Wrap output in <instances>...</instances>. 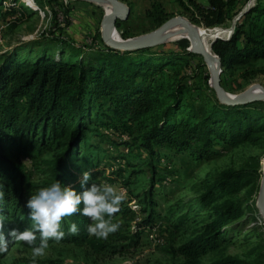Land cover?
Returning <instances> with one entry per match:
<instances>
[{
	"label": "trees",
	"instance_id": "1",
	"mask_svg": "<svg viewBox=\"0 0 264 264\" xmlns=\"http://www.w3.org/2000/svg\"><path fill=\"white\" fill-rule=\"evenodd\" d=\"M4 1L0 0V8ZM34 1L41 8L47 1L51 10L63 5L60 0ZM156 1L152 7L156 6ZM175 1L190 22L212 29L224 26L241 13L249 0ZM9 4L12 5L1 12L7 23L18 13L28 12L19 9L17 0H11ZM68 13L67 7L64 19ZM121 24L116 23V28ZM92 38L101 44L99 49L80 53L71 61L64 59L61 50L65 44L61 41L58 58L38 55L33 61H21L14 53H8L0 62V192H3L0 215L5 217L6 235L12 228L24 231L30 227L24 205L34 191L49 186L55 179L63 184L71 180L78 144L86 147L88 134L94 132L89 125L95 105L104 104L106 109L103 112L105 118L101 120L103 129L99 133L95 130L94 134L119 138L127 154L129 146L142 151L153 176L156 172L153 159L159 156L160 150H166L174 157L187 153L195 162H202L216 153V146L258 145L260 136H264V102L235 107L221 105L209 87L208 71L203 73L202 79L212 96L205 100L199 95H191L188 80L193 76L188 75L189 62L199 56L187 51V41L176 44L179 53L157 52L154 51L156 47L119 52L104 46L99 27ZM211 50L222 65L221 86L224 90L228 77L236 69L264 61V0H254L236 22L231 37L217 39ZM197 65L206 68L202 58ZM252 72L259 71L252 69ZM185 101L188 103L184 104ZM184 105L185 109L182 108ZM136 130L138 137L134 139ZM16 148L29 155L41 150L60 151L47 165V178L34 185L24 181L20 167L11 164L9 152ZM168 159L164 156L159 162L166 161L162 167L166 177L162 180L171 183L173 174ZM259 169L260 166L241 172L226 170L209 179L196 200V207L188 205V214L174 221L176 225L189 220L198 224V218L202 217L201 227L177 250L184 264H200L203 256L228 242L225 227L243 216L244 199L236 200L235 197L241 192L248 196L249 188L257 187L261 178ZM151 180L152 184L159 182ZM142 196L145 205L150 207L148 212L140 205L135 211L122 203L121 211L113 217V220L118 217L124 220L127 227L134 228L133 231L124 235L120 227L108 239H97L87 232L89 218L74 214L64 218L62 228L66 234L61 243L86 249L93 256H126L130 247L138 246L141 231L155 226L152 191ZM16 219H19L17 226L14 224ZM73 222L79 227L76 235L68 233ZM16 243L29 247L21 240L11 239L7 252ZM7 252L0 253V259ZM210 264L264 263L226 256Z\"/></svg>",
	"mask_w": 264,
	"mask_h": 264
},
{
	"label": "rangeland",
	"instance_id": "2",
	"mask_svg": "<svg viewBox=\"0 0 264 264\" xmlns=\"http://www.w3.org/2000/svg\"><path fill=\"white\" fill-rule=\"evenodd\" d=\"M25 1L33 8L36 5L37 10L31 11L26 9L27 13H23L22 15L18 13L11 18L9 23L6 22L7 20L2 19L1 12L11 0H5L0 8V62L8 53H14L21 61H33L38 55L58 58L61 41L65 44L61 50L62 54H64V59L71 61L72 58L85 52L81 48H76L69 43L71 41L69 39V35L71 36V34L69 33H72L71 27L77 18L73 14H70L72 5L77 2H83L92 5L99 13V16L104 15L102 9L104 7L90 1L60 0L63 2V5L59 9L55 8L54 10L50 9L47 1L43 2V8L39 7L35 1V5L31 0ZM199 1L205 3V0ZM253 2L249 0L245 6L253 4ZM156 3V6L152 7V10L146 13L145 16L134 17L132 20L128 19L122 23L117 28L116 33L118 36L126 40L150 33L161 25V21L165 22L173 16H181L189 20L188 15L181 7L176 11L172 8L169 9V6H167V12H164L160 4ZM17 4L20 10L25 9L21 5V0H17ZM67 7L69 8V13L67 14V18L64 19L65 8ZM54 13L57 15L55 16ZM235 18L236 16L224 26L212 29L191 23L198 29L211 31L214 34L230 32L229 36ZM66 22L69 24L67 25ZM81 23H78V28H81ZM94 31L96 29H85L82 41L84 42L88 36L94 34ZM122 32L125 33L124 36ZM185 41L188 42V40H181L180 42L185 43ZM178 42H167L153 48L157 52L164 50L179 53V49L176 47ZM87 46H90L89 43H87ZM86 53L83 54V57H85ZM200 60L201 58L199 57L190 60L188 75L193 76V79L188 80V83L191 85V95L193 97L200 96L206 100L212 95L205 89L202 78L203 73L208 70L207 67L204 69L198 67L197 64ZM252 69H256L259 72H254L253 74ZM254 85L264 88V61H258L252 66L236 69L232 72L231 76L227 79L225 92L234 96ZM187 103L185 101L184 104ZM182 108L185 109V105ZM105 109L106 106L104 104L94 106L89 125L92 131L95 132L96 130L97 133L102 131L103 127L101 124L103 122L101 120L105 118V115H103ZM94 132L88 134L86 147L78 144V153L72 162V177L69 178L71 180L66 185H71L79 190L81 173L83 171H91L92 178L90 183L103 184L107 182L118 188H126L127 197L123 203L131 207V209L134 206L140 205L147 212L150 207L145 205L142 195L151 190L152 199L155 203L153 211L156 213L154 234L162 239L163 244L155 245L151 240L150 232L142 230L138 246L135 248L130 247L128 249L129 254L126 256L103 257L101 255L93 256L86 249L77 248L71 244L49 241V248L46 250V254L36 258L37 264H184L177 250L183 242L192 237L196 229L201 227L202 217L198 218V224L189 220L188 223L178 222V225H176L174 221L188 214V205L196 207V200L203 192L204 184L209 179H213V177L226 170L241 172L255 170L259 166L258 173H261L262 170L264 136H260L258 145L247 144L235 148L216 146L214 148L216 153L210 155L202 162H195L187 153L174 157L166 150H160L158 152L159 156L153 159V165L156 167V172L153 176L151 166H148L149 164H147L146 157L143 156L144 154L141 153L142 151L139 152L140 150L138 151L135 147L129 146V153L127 154L126 150H124L125 146L119 142V138L101 137L95 135ZM133 133L134 139L138 137L137 130ZM59 151V149L41 150L29 155L21 149L16 148L9 153L11 155V164L20 167L24 181L37 185L47 178L49 170L47 165L54 161ZM164 156H167L171 162L173 174L171 183L162 180L166 177L164 171H162V167H164L166 161L160 160L159 162V159ZM118 170L121 171L118 173ZM253 175L255 176V173ZM151 179L154 182L157 180L159 182L152 184ZM249 189L250 193L248 196L246 192H241L235 197L236 200L244 199V205L242 206L243 216L225 227V237L228 239V242L224 243L217 250L203 256L200 264H210L216 259L226 256L264 263V221L258 217V210L256 208L260 181H258L256 188L250 187ZM37 192L34 191L35 194ZM134 209L137 211L138 206ZM113 222L121 224V233L124 235L128 231L134 230L131 226L127 227L124 223L125 221L119 217L115 218ZM14 224L17 226L19 219H16ZM29 226H31L30 220ZM31 260L30 247L16 243L0 259V264H31Z\"/></svg>",
	"mask_w": 264,
	"mask_h": 264
},
{
	"label": "clouds",
	"instance_id": "3",
	"mask_svg": "<svg viewBox=\"0 0 264 264\" xmlns=\"http://www.w3.org/2000/svg\"><path fill=\"white\" fill-rule=\"evenodd\" d=\"M91 171H83L79 180V190L55 179L47 187L31 195L24 207L31 226L24 231L15 228L5 234V217L0 215V253L8 250L9 241L18 239L31 249V264H37L36 258L44 256L49 248V241L60 243L65 237L62 223L65 217L74 214L88 217L89 235L97 239H108L119 231L121 224L113 222L114 214L121 211L122 203L127 197V189L110 183H90ZM3 192H0V203ZM79 227L71 223L68 233L76 235Z\"/></svg>",
	"mask_w": 264,
	"mask_h": 264
},
{
	"label": "water",
	"instance_id": "4",
	"mask_svg": "<svg viewBox=\"0 0 264 264\" xmlns=\"http://www.w3.org/2000/svg\"><path fill=\"white\" fill-rule=\"evenodd\" d=\"M85 1V0H83ZM112 7V11L106 12L104 8V15L101 20V29L100 37L104 46L113 51L119 52H134L143 49H150L156 47L157 45L163 44L158 42V38L164 34L166 31L170 30L175 26H180L184 29L188 36L189 49L187 51L192 54L198 55L202 58L203 63L207 67L209 73V87L214 91L216 99L221 105L227 107H235L240 105H245L248 103L261 101L264 102V88L259 85H254L244 92L237 95H230L225 92L221 86V74H222V65L219 59L214 54L208 53L201 44L200 38L196 31V26L193 25L189 20L181 16H173L162 23L154 31L137 36L131 39L126 40H116L112 37L111 31L114 30L117 32L116 23H124L130 17V8L122 0H105ZM254 1V0H252ZM251 4L245 6V8L239 13L233 23L231 34L228 36L229 39L235 28V23L238 21L240 16L246 12ZM220 39V38H217ZM214 39L212 44L217 40ZM213 57L216 58V63L213 62ZM254 90H259L260 93L253 94ZM256 208L259 212L260 217L264 221V157L262 159V170H261V179H260V189L259 195L256 202Z\"/></svg>",
	"mask_w": 264,
	"mask_h": 264
},
{
	"label": "crops",
	"instance_id": "5",
	"mask_svg": "<svg viewBox=\"0 0 264 264\" xmlns=\"http://www.w3.org/2000/svg\"><path fill=\"white\" fill-rule=\"evenodd\" d=\"M122 1L130 8V20H132L134 17L138 18L145 16L146 13L152 10V4L154 3V0ZM156 2L160 4L162 9H164V12H167V6H169V9L172 8L176 11L180 9V6L175 0H157ZM70 12V14H73L77 18L71 27L72 33H69L71 34V36L69 35V39L71 40L69 43L76 48H81V50L85 52L95 49L94 47L90 48L91 46H87V39L84 40V42L82 41L84 37L83 32L87 28H92V30H95L100 27L101 29V20L103 16L99 21V13L96 11V9L92 5H88L83 2L74 3ZM79 22H82L81 28H78ZM74 33L75 35H73ZM90 36L92 38V35ZM93 41L95 42L96 46L98 45L99 48L101 44L97 40L93 39Z\"/></svg>",
	"mask_w": 264,
	"mask_h": 264
},
{
	"label": "bare ground",
	"instance_id": "6",
	"mask_svg": "<svg viewBox=\"0 0 264 264\" xmlns=\"http://www.w3.org/2000/svg\"><path fill=\"white\" fill-rule=\"evenodd\" d=\"M85 1H90L96 5L103 6L106 12L112 11V7L105 0H85ZM196 31L198 33V37L200 38L202 46L210 54H213L211 50L212 41L217 38L226 39L228 38L227 36L230 33V32L228 33L220 32L219 34H214L211 31H206L201 28L199 29L196 28ZM110 33L112 37L115 38L116 40H122L121 37H119L118 34L114 30H112ZM181 40H188L187 33L180 26H175L171 28L170 30L166 31L164 34H162L156 41L161 42V43H167V42L181 41ZM213 62L214 64L216 63L215 57H213ZM252 93L253 94L260 93V91L254 90Z\"/></svg>",
	"mask_w": 264,
	"mask_h": 264
},
{
	"label": "built area",
	"instance_id": "7",
	"mask_svg": "<svg viewBox=\"0 0 264 264\" xmlns=\"http://www.w3.org/2000/svg\"><path fill=\"white\" fill-rule=\"evenodd\" d=\"M31 2L35 5V2L34 0H31ZM12 4H9L7 5L6 8H9ZM18 5V4H17ZM21 5L23 6V8L27 9V10H31V11H35L37 10L36 8V5H35V8L31 7L30 4L28 2H26L25 0H21ZM87 43H89V45L91 47H94L96 50L99 49L98 48V45L96 46L95 42L93 41V39L91 38V36H88L87 37ZM134 208H137L136 206H134L132 209ZM135 210V209H134ZM148 232H150V237H151V240L153 241V243L155 245L159 244V245H162L163 244V241L162 239H160L158 236H156L154 234V231H155V226L153 228H150V229H147Z\"/></svg>",
	"mask_w": 264,
	"mask_h": 264
}]
</instances>
